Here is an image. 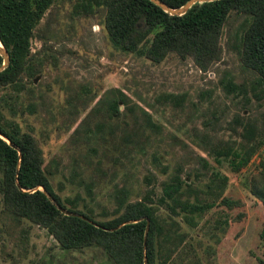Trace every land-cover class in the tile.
Masks as SVG:
<instances>
[{"label": "rangeland", "instance_id": "374dc122", "mask_svg": "<svg viewBox=\"0 0 264 264\" xmlns=\"http://www.w3.org/2000/svg\"><path fill=\"white\" fill-rule=\"evenodd\" d=\"M75 1L54 0L46 9L37 28L51 45L38 55L42 69L24 75L22 89L0 90L2 113L39 143L53 190L70 199L65 205L103 219L112 215L116 186H126L128 198H138L148 185L159 194L160 182L178 164L187 182L205 190L208 177L184 174L187 163L201 155L225 176L222 195L241 204L227 209L215 203L194 226L184 224L188 234L170 248L164 264H192L195 258V264H260L259 259L264 264V241L258 237L264 210L248 189L250 174L264 165V83L239 64L225 35L223 59L205 71L173 53L153 62L115 47L101 27L100 11L86 13ZM239 20L231 19L224 32ZM40 43L33 38L31 50ZM227 80L243 90L228 91ZM122 93L127 102L111 112L107 104ZM142 110L156 126H147ZM250 132L251 139L243 137ZM251 144L247 162L235 169L231 152ZM157 212L169 219L163 205ZM236 214L241 217L228 220ZM223 219L225 232L215 230ZM0 264L113 263L97 246L60 248L43 227L15 218L0 202Z\"/></svg>", "mask_w": 264, "mask_h": 264}, {"label": "trees", "instance_id": "16d2710c", "mask_svg": "<svg viewBox=\"0 0 264 264\" xmlns=\"http://www.w3.org/2000/svg\"><path fill=\"white\" fill-rule=\"evenodd\" d=\"M161 1L173 8L186 0ZM53 2L0 0V43L8 56L7 64L0 69V90L7 86L22 89L24 75L30 76L42 69L43 62L38 55L51 45L44 41L37 28ZM74 6L92 15L100 11L101 27L115 47L141 54L153 62L173 53L181 59L189 58L197 68L205 71L223 59L225 35L226 43L236 52L239 64L254 72L258 81L264 83V0L195 1L179 14L169 13L151 0H77ZM234 17L240 20L224 32L225 25ZM35 37L41 38V43L31 50V40ZM224 86L228 91H238L241 87L239 83L228 80ZM126 99L122 93L119 100L113 99L107 106L111 112H119L118 103H126ZM142 112L147 126H156L149 114L145 110ZM0 134L3 136H0L2 210L17 219L24 218L43 227L60 248L97 246L113 264H164L169 258L170 248L175 249L177 243L185 238L187 230L182 227L184 224L189 228L194 226L196 219L215 203L227 209L241 204L239 199L222 195L225 176L211 170L207 161L197 154L187 163L184 174L187 177L191 175L192 180L208 177L205 190L192 186L191 181L187 182L181 176L184 168L178 164L160 182L159 194L154 195L153 186L148 185L138 198H128V188L123 184L116 186L112 215L96 219L88 211L65 205V202L70 203V199H62L53 190L43 168L42 149L34 135L22 130L17 121L5 116L1 110ZM243 137L251 139L252 132ZM253 145L231 152V163L235 169L247 162ZM145 179L150 183L149 177L145 176ZM248 189L264 210V165L250 174ZM191 193H194L192 197ZM205 196L214 201L204 200ZM53 201L74 214L63 213ZM160 205L167 209L169 219L157 212ZM240 217L241 214L229 215L228 220ZM146 219L148 226L144 232ZM226 222V219L217 221L213 228H221V223L225 225ZM223 228L219 231L225 232ZM191 237L196 238V234ZM214 237L217 241L220 239L217 235ZM258 237L264 241V222ZM196 262L197 258L192 264ZM259 262L262 264L260 259Z\"/></svg>", "mask_w": 264, "mask_h": 264}, {"label": "water", "instance_id": "95a60500", "mask_svg": "<svg viewBox=\"0 0 264 264\" xmlns=\"http://www.w3.org/2000/svg\"><path fill=\"white\" fill-rule=\"evenodd\" d=\"M154 3L158 4L161 8H163L165 11L172 13V14H179L182 13L186 8H188L193 2L195 1H205V0H186L184 3H182L181 5L177 6V7H169L167 6L163 1L161 0H151ZM0 54L2 56V62L0 64V69H2L8 62V56H7V52L5 51V49L3 48L2 44L0 43ZM1 137H3L0 134ZM5 140L7 142H9L6 138ZM12 146H14L11 142H9ZM40 189H42V187H39ZM53 203H55L53 201ZM56 204V203H55ZM56 206L65 214H74L73 212H70L62 207H60L58 204H56ZM148 226V220L146 219V225H145V229L144 232L146 231Z\"/></svg>", "mask_w": 264, "mask_h": 264}]
</instances>
